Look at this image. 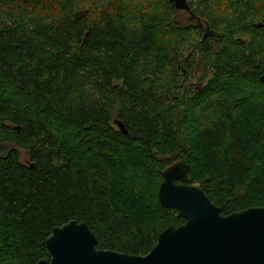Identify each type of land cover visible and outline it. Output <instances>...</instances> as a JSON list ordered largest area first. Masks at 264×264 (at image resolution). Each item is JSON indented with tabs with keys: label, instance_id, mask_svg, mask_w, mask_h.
<instances>
[{
	"label": "trees",
	"instance_id": "obj_1",
	"mask_svg": "<svg viewBox=\"0 0 264 264\" xmlns=\"http://www.w3.org/2000/svg\"><path fill=\"white\" fill-rule=\"evenodd\" d=\"M188 2L0 0V264L74 220L148 255L179 160L223 216L264 208V0Z\"/></svg>",
	"mask_w": 264,
	"mask_h": 264
},
{
	"label": "water",
	"instance_id": "obj_2",
	"mask_svg": "<svg viewBox=\"0 0 264 264\" xmlns=\"http://www.w3.org/2000/svg\"><path fill=\"white\" fill-rule=\"evenodd\" d=\"M170 2L178 12H191L188 0ZM259 26L264 29V22ZM115 125L129 133L123 122ZM189 170L179 160L163 171L159 201L186 222L166 228L148 255L99 249L89 226L74 220L52 230L46 241L50 259L37 264H264V208L223 216L200 184H189Z\"/></svg>",
	"mask_w": 264,
	"mask_h": 264
},
{
	"label": "rangeland",
	"instance_id": "obj_3",
	"mask_svg": "<svg viewBox=\"0 0 264 264\" xmlns=\"http://www.w3.org/2000/svg\"><path fill=\"white\" fill-rule=\"evenodd\" d=\"M178 19L181 21V22H184V23H186L187 21H188V19H189V14H188V12H186V11H180L179 12V14H178ZM204 32H201V34H203ZM196 41V40H195ZM212 42L213 43H215L216 44V49H219L220 48V46H219V40L218 39H213L212 40ZM188 55V53H186L185 54V57ZM192 82V84L194 83V82H196V80H192L191 81ZM18 149L19 151H21L22 152V154H26V152H25V149H23V148H20V147H17V146H13V145H10L9 146V149Z\"/></svg>",
	"mask_w": 264,
	"mask_h": 264
},
{
	"label": "bare ground",
	"instance_id": "obj_4",
	"mask_svg": "<svg viewBox=\"0 0 264 264\" xmlns=\"http://www.w3.org/2000/svg\"><path fill=\"white\" fill-rule=\"evenodd\" d=\"M261 78V77H260ZM157 244V243H156Z\"/></svg>",
	"mask_w": 264,
	"mask_h": 264
}]
</instances>
